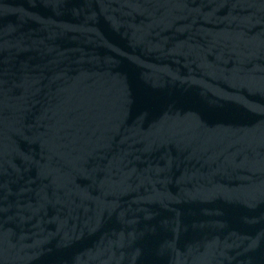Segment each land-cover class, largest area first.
Segmentation results:
<instances>
[{
    "label": "water",
    "instance_id": "1",
    "mask_svg": "<svg viewBox=\"0 0 264 264\" xmlns=\"http://www.w3.org/2000/svg\"><path fill=\"white\" fill-rule=\"evenodd\" d=\"M0 264H264V0H0Z\"/></svg>",
    "mask_w": 264,
    "mask_h": 264
}]
</instances>
